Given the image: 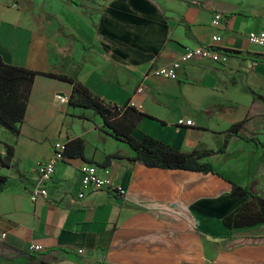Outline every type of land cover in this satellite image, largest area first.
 <instances>
[{"label": "crops", "instance_id": "obj_1", "mask_svg": "<svg viewBox=\"0 0 264 264\" xmlns=\"http://www.w3.org/2000/svg\"><path fill=\"white\" fill-rule=\"evenodd\" d=\"M0 15L4 63L62 74L106 103L133 106L145 115L133 129L138 140L216 151L244 122L225 153L202 160L214 173L150 168L131 160L95 111L57 99H69L70 84L35 77L20 134L0 126V154L2 143L13 148L1 170L0 264H26L39 252L32 244L54 264H264V224H222L245 201L230 196L232 183L264 198V48L247 38L264 31V0H0ZM203 45L217 48L219 61L194 58L175 80L151 75ZM74 139L84 142V159L59 162L47 197L32 202L38 164L55 143ZM83 163L108 168L125 197L97 190L78 198Z\"/></svg>", "mask_w": 264, "mask_h": 264}, {"label": "trees", "instance_id": "obj_2", "mask_svg": "<svg viewBox=\"0 0 264 264\" xmlns=\"http://www.w3.org/2000/svg\"><path fill=\"white\" fill-rule=\"evenodd\" d=\"M1 16V15H0ZM229 53V51H226ZM45 76L62 80L71 85L72 92L68 99V105L72 108L92 110L98 114L103 127L114 139L119 140L135 153L132 161H137L150 168L168 170H186L202 173H214L212 163H204L202 160L207 157L221 155L226 152L229 142L233 137H239L244 122L236 124L228 131L225 141L216 151H193L183 153L177 151L162 142L144 136L138 140L133 136V129L137 121L145 115L138 112L133 106L111 105L94 96L78 80L69 78L62 74L38 73L4 63L0 57V126L5 128L15 137L20 134L21 124L25 120L27 104L30 98L35 77ZM6 153L0 154V192L7 187V177L1 170L9 168L13 156V148L2 143ZM63 155L65 158L84 159L85 145L80 139L69 140L64 143ZM118 158L112 154L106 157L102 167H106L112 159ZM230 196L245 198V201L233 212L222 219L224 227L230 230L251 227L257 224H264V198L256 195L248 186H241L232 183ZM26 264H54L48 253L36 252L29 256Z\"/></svg>", "mask_w": 264, "mask_h": 264}, {"label": "built area", "instance_id": "obj_3", "mask_svg": "<svg viewBox=\"0 0 264 264\" xmlns=\"http://www.w3.org/2000/svg\"><path fill=\"white\" fill-rule=\"evenodd\" d=\"M222 15L220 13H215L212 19V24L214 26L219 24ZM248 41L252 45L260 46L264 48V31L261 32H250L247 35ZM221 38L218 35L212 37L213 44L219 43ZM219 53L218 49L213 45H203L196 46L193 48L186 49L179 58L170 62L167 65L158 67L157 70H153L151 75L154 77H160L168 80L177 79L178 71L181 69L183 64H186L190 60L194 58H203L210 59L213 61H219ZM139 92L141 89H138ZM57 99L61 103H67L68 99L63 95H57ZM178 126L182 125H193L191 120L185 121L183 119H179L177 121ZM64 144L57 142L54 144L53 152L48 159L40 162L37 166V179L36 184L33 188V191L30 195V200L32 202H37L39 199H44L47 197L48 189L47 185L51 181L52 175L55 171L56 165L64 160ZM80 185L82 191L78 194V198H83L85 196V192H97L98 191H109L115 192L118 195L125 197L126 190L121 186L116 185L111 176V171L108 168L99 169L96 165L90 163H83L80 166ZM6 239V233H0V242ZM31 252L41 251L42 246L32 244L29 247Z\"/></svg>", "mask_w": 264, "mask_h": 264}, {"label": "rangeland", "instance_id": "obj_4", "mask_svg": "<svg viewBox=\"0 0 264 264\" xmlns=\"http://www.w3.org/2000/svg\"><path fill=\"white\" fill-rule=\"evenodd\" d=\"M71 108V107H70ZM126 147H127V149H129V146H128V144L126 145Z\"/></svg>", "mask_w": 264, "mask_h": 264}]
</instances>
